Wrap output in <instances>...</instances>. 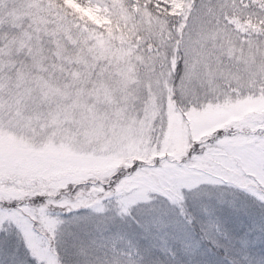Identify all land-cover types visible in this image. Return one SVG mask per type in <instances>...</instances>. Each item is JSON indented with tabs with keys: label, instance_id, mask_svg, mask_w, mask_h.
Returning <instances> with one entry per match:
<instances>
[{
	"label": "snow or ice",
	"instance_id": "obj_1",
	"mask_svg": "<svg viewBox=\"0 0 264 264\" xmlns=\"http://www.w3.org/2000/svg\"><path fill=\"white\" fill-rule=\"evenodd\" d=\"M225 185L264 203V0H0V264H93L64 213Z\"/></svg>",
	"mask_w": 264,
	"mask_h": 264
},
{
	"label": "rangeland",
	"instance_id": "obj_2",
	"mask_svg": "<svg viewBox=\"0 0 264 264\" xmlns=\"http://www.w3.org/2000/svg\"><path fill=\"white\" fill-rule=\"evenodd\" d=\"M206 190L224 192L228 202L221 204L215 198L197 201L188 196L185 216H181L178 209L160 200L158 203L166 214L159 219L135 212L134 218L121 219L115 215L112 203L105 201L104 215L81 208L64 213L62 218L79 220L77 244L88 247L87 259L93 264L111 262L115 255L113 246L116 253H123L122 259L130 258L136 264H180L182 259L191 260L192 254L199 255L203 264H236L239 258L242 264H264V217L256 224L252 219L259 213L258 205L253 200L245 202V195H238L236 191L232 195L226 187L206 186ZM205 206L210 216L201 211ZM188 216L192 218L191 223L186 220ZM209 219L217 223L219 232H212L207 240L219 246L222 256L204 248V237L197 234L198 231L204 233L202 228ZM188 248L193 250L190 255L186 253ZM156 253L162 258L150 257ZM74 259L83 261L85 258Z\"/></svg>",
	"mask_w": 264,
	"mask_h": 264
}]
</instances>
